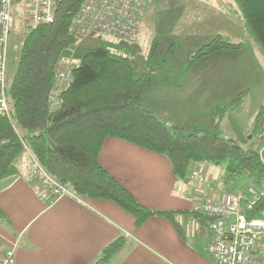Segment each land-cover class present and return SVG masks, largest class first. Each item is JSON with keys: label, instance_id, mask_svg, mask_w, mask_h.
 I'll return each instance as SVG.
<instances>
[{"label": "trees", "instance_id": "obj_1", "mask_svg": "<svg viewBox=\"0 0 264 264\" xmlns=\"http://www.w3.org/2000/svg\"><path fill=\"white\" fill-rule=\"evenodd\" d=\"M82 1L62 0L53 22L39 26L21 43L7 93L9 116L0 115V181L19 176L20 165L29 153L49 176L76 196L114 203L134 219L136 226L152 216L173 222L174 212L141 206L99 165L98 154L104 141L117 139L165 157L178 180L190 178V171L201 164L218 167L223 172L225 193L240 189L238 184L245 188L240 189L243 194L248 188L259 192L246 217L248 220L263 217L264 165L254 149L244 151L211 131L185 132L143 108V94L156 86L154 73L137 70L127 56L129 47L105 39L94 46L80 47L69 34L70 20ZM231 3L230 16L241 22L242 31L264 62V0H231ZM198 47L197 52H185V56L171 52L161 65L171 67V62L181 61L185 66L182 76L204 59L221 56L225 51L237 53L240 44L215 37ZM157 49V45L153 46L148 53L150 62ZM59 60L73 61V81L61 95L59 108L51 111L48 95ZM178 64L175 67L180 69L182 66ZM249 95L245 89L226 105L213 107L211 127L218 128L227 112H242ZM261 117L264 115L259 112L251 138L259 130ZM122 245L119 239L107 246L100 264L108 263Z\"/></svg>", "mask_w": 264, "mask_h": 264}, {"label": "crops", "instance_id": "obj_2", "mask_svg": "<svg viewBox=\"0 0 264 264\" xmlns=\"http://www.w3.org/2000/svg\"><path fill=\"white\" fill-rule=\"evenodd\" d=\"M154 2L158 1L148 3L142 27ZM228 4L218 8L225 16H230L224 10ZM223 35L215 33L214 37L222 39ZM205 61L209 59L197 64ZM163 68L173 72L176 67L164 64ZM168 87L171 95L182 88L174 83ZM98 163L141 206L174 212L173 222L152 216L136 226L114 203L83 197H64L48 204L40 200L41 187L24 161L19 176L0 181V249H13L14 264H100L104 249L119 239L122 247L106 264H214L206 251V219L191 213L206 195L218 197L226 192L218 167H195L205 176L203 183L192 178L178 180L165 157L117 139L104 141Z\"/></svg>", "mask_w": 264, "mask_h": 264}, {"label": "rangeland", "instance_id": "obj_3", "mask_svg": "<svg viewBox=\"0 0 264 264\" xmlns=\"http://www.w3.org/2000/svg\"><path fill=\"white\" fill-rule=\"evenodd\" d=\"M157 1L152 4L151 14L147 16L137 42L129 46L127 55L138 71L151 70L154 73L156 88L143 94L142 107L169 126L181 127L185 132L211 131L218 137L235 143L244 151L251 149L253 124L259 112L264 115V62L253 42L242 31L241 22L239 24L237 19L228 15L232 14V10H229L232 3L228 4L229 0ZM226 3L230 6L224 8L228 16L218 9L223 8L222 5ZM22 9V0H12L13 28L6 60L8 85L11 84L15 72L17 53L26 37L22 33ZM206 30L208 34H204ZM215 33L224 34L222 39L226 42L240 44L237 53L225 51L216 59L214 57L217 55H214L207 58L209 61L204 64H196L182 76L177 71L178 67L173 68V72L162 69L161 62L169 59L167 56H171V52L184 56L185 52H197L198 46L215 38ZM98 40V37L92 36L76 45L94 46ZM156 45L157 55L150 62L148 53ZM178 63L181 65V61ZM178 63L171 62L173 66H179ZM181 66L183 69L184 65ZM169 83L179 84L182 88L176 89V94L171 95L167 91ZM245 89H248L250 95L242 112H227L218 128H212L210 110L215 106L226 105ZM25 156L31 172L30 158ZM36 183L39 185L37 181ZM236 186L242 188L239 184ZM63 187L69 194L65 197L79 198L68 187ZM240 189L236 188L234 191L245 190Z\"/></svg>", "mask_w": 264, "mask_h": 264}, {"label": "built area", "instance_id": "obj_4", "mask_svg": "<svg viewBox=\"0 0 264 264\" xmlns=\"http://www.w3.org/2000/svg\"><path fill=\"white\" fill-rule=\"evenodd\" d=\"M62 0H22V33L28 36L39 26L51 24ZM150 0H83L70 20L68 32L81 43L92 36L124 46L134 45L144 21ZM13 28L12 0H0V115L9 116L6 82V60L9 37ZM73 61L59 60L54 68L53 86L48 95V108L60 106L61 95L73 81ZM252 148L264 165V119L253 135ZM31 174L39 183L41 201L54 203L65 196L67 190L28 154ZM189 177L200 183L205 176L194 167ZM259 192L248 188L246 194L221 193L218 197L206 195L193 206V212L206 219L209 235L207 254L214 264H264V216L248 220ZM244 202V205H242ZM0 264H14V251L0 249Z\"/></svg>", "mask_w": 264, "mask_h": 264}]
</instances>
